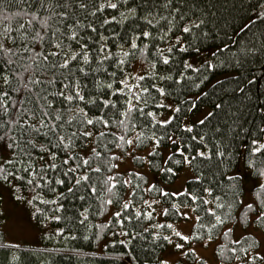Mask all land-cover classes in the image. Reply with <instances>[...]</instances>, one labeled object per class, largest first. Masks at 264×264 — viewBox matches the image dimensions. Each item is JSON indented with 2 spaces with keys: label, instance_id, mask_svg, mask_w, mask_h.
<instances>
[{
  "label": "trees",
  "instance_id": "16d2710c",
  "mask_svg": "<svg viewBox=\"0 0 264 264\" xmlns=\"http://www.w3.org/2000/svg\"><path fill=\"white\" fill-rule=\"evenodd\" d=\"M166 2L0 0V187L29 199L41 236L12 243L0 229V264H165L188 205L191 237L217 242L218 261L260 262L256 238L228 242L226 226L264 231V0ZM127 147L147 150L149 187L120 171Z\"/></svg>",
  "mask_w": 264,
  "mask_h": 264
},
{
  "label": "rangeland",
  "instance_id": "374dc122",
  "mask_svg": "<svg viewBox=\"0 0 264 264\" xmlns=\"http://www.w3.org/2000/svg\"><path fill=\"white\" fill-rule=\"evenodd\" d=\"M134 68L138 69L137 66H134ZM132 147L133 145L131 144L130 149ZM130 149L127 147V149H125L127 153L119 159L121 161L119 169L123 173H129L133 169H135L136 172H144L148 178L149 187L154 183L155 176L149 170L147 150L132 151L133 156L131 157ZM137 154L144 157V162L139 164L141 166L135 167L133 159L138 156ZM190 170V166L187 163L184 164L179 171L175 183L171 186L174 191H180L182 189L185 180L191 176ZM253 185H255L254 181H249L246 184V194L243 198L244 202L250 201V189ZM12 187L14 189L11 193H9L8 188L0 187V229L8 242L19 243L22 241H29L36 243L40 240L41 236L39 234L40 225L32 218L33 206L29 199L21 198L18 187ZM146 201L152 204L153 209L156 210L158 221H161V215H163L165 207L160 197L154 196L152 198L148 195ZM178 210L183 215L178 221L170 223L171 233L167 236V249L162 254L165 264H236L240 262L239 258L232 263L218 261V256L216 255L217 242L208 239L196 241L191 237V229L196 220L194 209L188 205L180 206ZM226 228L230 230V232H226L229 234V239H226L228 242L232 239L237 240L244 232L253 235L258 243L254 252L259 256L260 262L256 261L257 263L250 264H264V231L253 228V226L243 228L238 222L230 223ZM176 233L180 235H176ZM185 237H187V239H184ZM223 238H225V236ZM177 245L181 247H177ZM252 253L253 250L250 251L247 256L252 258L254 256ZM247 256L246 258H248ZM201 260L204 261V263H201ZM245 264H249V262Z\"/></svg>",
  "mask_w": 264,
  "mask_h": 264
},
{
  "label": "snow or ice",
  "instance_id": "6c2138e0",
  "mask_svg": "<svg viewBox=\"0 0 264 264\" xmlns=\"http://www.w3.org/2000/svg\"><path fill=\"white\" fill-rule=\"evenodd\" d=\"M172 3H173V0H167V2L165 3L164 7H165V8H170V7L172 6ZM110 7L113 8V9H115V8L117 7V5H116L115 3H112V4H110ZM176 11L178 12L179 9H176ZM261 17H264V12H261V13L258 15V19L261 18ZM180 18L183 19V16H181ZM106 23H107V21H106ZM201 23H203V21H201ZM249 23H254V21H250ZM195 26H196V27H199L200 25H199V24H196ZM248 26H249L248 24H245L244 27H243L240 31H244V29L248 28ZM183 31H184V32H189V31H190V27H184V28H183ZM144 36H145V37L149 36V33H148V32H144ZM135 46H136V45L133 44V47H135ZM169 51H171V49H169ZM51 55H56V53H52ZM125 55H127V54H125ZM45 59H47V57H45ZM73 59H76V57L73 56ZM84 60H85V61L88 60L87 55L84 56ZM121 63H123V61H121ZM164 63L167 64V63H168V60L165 59V60H164ZM67 64H68V61L66 60V61H65V64H64V65H61V67H66ZM140 79H143V77H141ZM251 82H252V81H249V83H251ZM240 91L243 92V91H244L243 88H241ZM77 94H78V93H77ZM60 95L63 96V93H60ZM66 99H68V100H72V99H73V96H68ZM80 99L82 100V99H83V96H81ZM216 107H217V108H220L221 105H220V104H217ZM129 111H131V108L129 109ZM176 111H179V108H177ZM148 115H152V113H148ZM212 115H213V113H212V112H209V113L207 114V116H206L203 120H201L199 123H200V124H204V123L206 122V120H207L209 117H211ZM57 119H59V117H57ZM170 122H171V121L169 120V121H165V122H163V123L167 124V123H170ZM87 123H88V124H93V120H88ZM187 131L191 132L192 129H191V128H188ZM74 135H75V134H74ZM84 135H91V133H84ZM193 139H195V137H193ZM201 139H202V138H201ZM61 140H63V138H61ZM121 140H123V137H121ZM127 143H132V141H127ZM67 146H68V145H65V147H67ZM197 155H198V156H203L204 154H203V153H198ZM196 158H197L196 156H193L191 159H188V157H185V162L191 164ZM65 163H67V161H65ZM84 163L87 164L88 162L85 161ZM70 171H76V169H70ZM168 171L170 172L171 169H168ZM88 179H89V177H88L87 175H85V176L80 177V179H78V180L76 181V183H77V184H80L81 181H86V180H88ZM109 179H112V178L110 177ZM59 183H63V182H62V181H59ZM109 190L111 191V189H109ZM71 191H73V189L70 188V189H69V192H71ZM193 199H195V197H193ZM205 203H206V202H205ZM124 207H125V208H128V204H125ZM117 215L119 216L120 214L117 213ZM169 227H171V226L169 225ZM176 235H180V234H179V233H176ZM184 239H187V237H185ZM177 247H181V246H180V245H177Z\"/></svg>",
  "mask_w": 264,
  "mask_h": 264
},
{
  "label": "bare ground",
  "instance_id": "6f19581e",
  "mask_svg": "<svg viewBox=\"0 0 264 264\" xmlns=\"http://www.w3.org/2000/svg\"><path fill=\"white\" fill-rule=\"evenodd\" d=\"M154 210V213H155V215H156V210L155 209H153ZM157 216V215H156ZM167 245H168V243H167ZM166 249H167V246H166ZM166 251V250H165Z\"/></svg>",
  "mask_w": 264,
  "mask_h": 264
}]
</instances>
